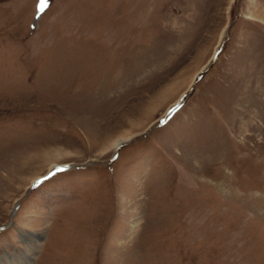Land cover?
Returning <instances> with one entry per match:
<instances>
[{"label": "rangeland", "instance_id": "obj_1", "mask_svg": "<svg viewBox=\"0 0 264 264\" xmlns=\"http://www.w3.org/2000/svg\"><path fill=\"white\" fill-rule=\"evenodd\" d=\"M23 258L264 264V0H0V264Z\"/></svg>", "mask_w": 264, "mask_h": 264}, {"label": "bare ground", "instance_id": "obj_2", "mask_svg": "<svg viewBox=\"0 0 264 264\" xmlns=\"http://www.w3.org/2000/svg\"><path fill=\"white\" fill-rule=\"evenodd\" d=\"M126 137V136H125ZM125 137H124V139H125ZM122 140H119V141H117L116 143H114L113 145L111 144V146H117L118 144H120V143H122L121 142ZM58 151V149L57 150H55L54 151V154H52V153H50V154H47V155H43V159L44 160H49L50 158H59L60 157V153H58L57 152ZM27 157V156H26ZM40 157H42L41 155L40 156H36V157H33L32 156V159H34V158H36V159H39ZM32 159L30 158V161H32ZM24 162V161H23ZM28 162V161H27ZM36 247V245H34L33 246V248H35ZM33 250H31V252H32ZM29 252H30V250H29ZM24 259L25 258H23V262H20L19 264H27L26 262H24ZM22 260V259H21ZM4 262V261H3ZM3 264H12L11 262L10 263H3Z\"/></svg>", "mask_w": 264, "mask_h": 264}]
</instances>
